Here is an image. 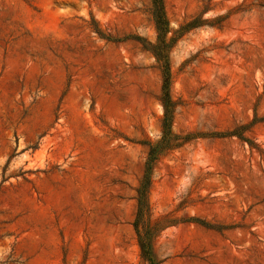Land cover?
<instances>
[{
  "label": "rangeland",
  "instance_id": "rangeland-1",
  "mask_svg": "<svg viewBox=\"0 0 264 264\" xmlns=\"http://www.w3.org/2000/svg\"><path fill=\"white\" fill-rule=\"evenodd\" d=\"M172 130L155 163L158 264H264V0H163ZM150 0H0V264H146L132 226L160 71L127 35ZM104 36H100L94 31ZM244 137L214 136L247 125ZM203 219L214 228L182 222Z\"/></svg>",
  "mask_w": 264,
  "mask_h": 264
},
{
  "label": "trees",
  "instance_id": "trees-1",
  "mask_svg": "<svg viewBox=\"0 0 264 264\" xmlns=\"http://www.w3.org/2000/svg\"><path fill=\"white\" fill-rule=\"evenodd\" d=\"M149 12L155 32L154 40L149 41L139 35H127L125 38L137 41L142 49L148 51L152 55L160 71L161 77L160 93L158 98L162 109V114L159 120L160 134L159 137L154 140L145 139L142 141V143L146 145L147 149L143 162V172L135 189L136 206L132 221L140 258L146 264H158L159 261L156 259L153 249V242L155 238L165 227L181 221H178L180 219L173 220L167 214L152 217L149 204V190L152 170L155 163L161 156L175 148L180 147L192 138V135L189 133L178 134L172 130V121L177 102L170 94L171 70L169 52L177 39L186 31L200 26L206 21L205 19H198V17H195L178 24L176 28H172L169 26V22L165 14L163 0H150ZM94 31L100 36H104L100 33V31H98L97 27H94ZM253 122L254 120L247 125H240L222 133H213V135L236 136L237 138L247 142L250 146H253V143L242 134L243 131ZM182 222H191L200 224L207 228H214L203 219L194 216L185 217Z\"/></svg>",
  "mask_w": 264,
  "mask_h": 264
}]
</instances>
